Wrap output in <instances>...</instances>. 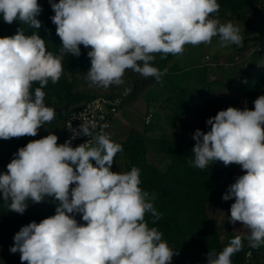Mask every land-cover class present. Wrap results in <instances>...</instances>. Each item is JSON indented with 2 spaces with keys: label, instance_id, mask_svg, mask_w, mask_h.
I'll return each instance as SVG.
<instances>
[{
  "label": "clouds",
  "instance_id": "1",
  "mask_svg": "<svg viewBox=\"0 0 264 264\" xmlns=\"http://www.w3.org/2000/svg\"><path fill=\"white\" fill-rule=\"evenodd\" d=\"M49 3L61 40L58 53L48 50L40 35L38 0H0L4 23L19 21L33 30L0 37V139L35 137L57 117L56 109L45 104L44 89L49 81L59 82L65 55L79 57L81 45L91 48L89 86L108 88L124 85L126 70L162 83L167 69L153 66L157 54L160 59L183 55L186 45L210 44L214 37L222 48L243 42L238 26L216 17L217 0ZM131 91L124 89L125 95ZM253 104L254 109L218 111L206 120L210 130L197 129L192 136L190 166L205 170L220 161L244 172L222 199L234 198L229 222H240L249 235H236L219 252L209 250L207 264H233L245 239L252 248L264 245V95ZM108 127L95 133L94 123L83 122L72 130V139L85 135L94 143L88 139L76 147L72 139L58 144V136L49 132L19 148L0 174V194L12 212L22 215L30 202L48 197L59 202L54 215L14 235L10 252L20 253L21 264H171L178 254L156 227H149L146 215L155 224L162 214L154 207L156 194L140 187V169L111 171L123 147L104 131ZM77 214L86 223H78Z\"/></svg>",
  "mask_w": 264,
  "mask_h": 264
},
{
  "label": "trees",
  "instance_id": "2",
  "mask_svg": "<svg viewBox=\"0 0 264 264\" xmlns=\"http://www.w3.org/2000/svg\"><path fill=\"white\" fill-rule=\"evenodd\" d=\"M52 2L58 3L59 0H52ZM217 2L220 4L217 14L227 11L229 19L242 20L247 27H252L251 17L246 16L249 13L256 14L258 12V0H217ZM38 3L42 7V12L37 17L42 22L39 30L40 35L46 40L48 50L58 53L61 40L56 34V25L51 21V17L55 13L49 1L44 3L38 0ZM21 28L27 34H31L33 31L27 25H21L19 21L7 24L0 18V37L12 36ZM263 37H256L253 44L260 43ZM248 41L249 38L245 39L243 45L235 47V50L246 49ZM80 48L81 55L79 57L65 55L64 73L59 82L52 84L49 81L45 87L46 106L54 109L56 107L67 108L71 111L98 95L76 88L75 70L83 69L88 72L91 67L90 59L87 56L91 48H85L83 45ZM263 54L264 46L259 51L254 50L252 56L249 57V64L255 69L254 73L241 78L236 75L235 82L226 81L221 76L209 77L207 67L204 65L205 71L198 87L178 86L176 91H164L161 97L155 99L160 106L169 110V114L152 113L151 121L144 125L146 137L143 138L144 133L139 137L133 128H128L124 132L123 140L111 137L113 142L119 143L123 147V151L114 157L111 171L127 172L132 167L139 168L140 187L150 194H156L154 207L162 215L155 224L152 223L150 213L146 215V220L149 227H156L163 234L162 238L170 248L178 251V254L175 255L177 262H171V264H185L182 260L184 256L189 258L202 256L207 259L209 250L219 252L236 235L242 237L249 235V233L247 235L242 233L240 222L235 224L229 222L231 204L234 203L233 198L227 201L222 199L229 185L235 182L236 172L240 166L236 164L225 166L220 161L213 162L214 164H210L205 170L190 166L188 161L193 159L191 149L195 140L186 139L182 133L189 132L191 128L189 124L193 119L198 120L199 130L207 132L210 130V126L206 124V120L228 107L243 109L246 105L249 109H254L253 101L258 96L264 95ZM157 56L160 55L157 54ZM159 60L156 62V67L161 70ZM149 91L144 94V97ZM147 100L152 99L147 98ZM163 119L166 121L165 123H162ZM54 123L61 124L59 127L62 129L61 134L64 135L61 120L55 118L46 125L49 129H53ZM152 125L160 127L161 133L150 132ZM167 128L170 131H167ZM177 128H179V132L176 131ZM36 139L25 136L16 143L13 139H9V143L16 150V148L19 149ZM146 140L168 160L164 169L147 161ZM9 161L8 157L0 159V167L4 169L0 174L7 172L5 165ZM93 164H95L94 161ZM58 204L59 202L55 201L53 197H50V200L45 203L30 202L25 213L21 215L8 210L2 194H0V227L9 225L15 228L32 221L39 223L42 219L54 215ZM76 219L78 223H86L80 214L76 215ZM243 244L242 251L235 254L232 260H241L247 248L252 249L258 258L264 257V245L252 248L246 239Z\"/></svg>",
  "mask_w": 264,
  "mask_h": 264
},
{
  "label": "rangeland",
  "instance_id": "3",
  "mask_svg": "<svg viewBox=\"0 0 264 264\" xmlns=\"http://www.w3.org/2000/svg\"><path fill=\"white\" fill-rule=\"evenodd\" d=\"M41 1L47 3L49 0ZM260 1L262 0H258V7ZM258 9L260 10V8ZM259 10L258 12H256V14L249 13L246 16L248 18L251 17L252 19L251 28L247 27L242 22V20L229 19V13L227 11L221 12L216 15V17L221 21V23L231 21L235 26H238L243 36V42L245 39L249 38L248 46L244 50H235V47H240L236 45H230L227 48H222L219 46V38L214 37L210 44H200L198 46L186 45L183 55L173 56L169 54V58L167 57L166 59H160V56H157L153 66H156V62L160 59L159 63L161 71L167 69L166 75L162 77V83H157L154 77L144 78L140 74L135 73L132 70H126L124 76V85H113L108 88L95 86L90 87L89 81L86 77L87 72L85 70L81 72L78 69L75 71V80L77 79L75 81L76 88L90 93H97L98 95H115L124 93V89L130 86L132 91L130 94L126 95L127 97L125 98L122 107L124 110L121 112V114H119V117L116 120V122L119 123L120 130H117L113 122L111 128L107 131V133L110 135L114 133V135L117 136L116 138L123 140L125 136L124 129L125 131H127L128 128H133L134 131L140 137L144 133L145 123L151 121L152 113H159V115L169 114V110L160 106L155 99L161 97L164 91H176V88L178 86L183 85L185 87H198L199 83L201 82V78L203 77L202 75L205 71V66L207 67V73H209V77L221 76L226 81L232 82L236 81V75H239V77L241 78L254 73L255 69L249 64V57L252 56V53L255 50V44L253 43L255 42L256 37L264 36V12L262 10ZM148 90L150 91L144 97V94ZM147 98H150L152 100L148 101ZM55 109L57 111L56 119L61 120L64 124V120L67 113L69 112V109L61 107H56ZM165 122L166 121L163 119L162 123ZM60 125L61 124L54 123L53 129H49L48 125L45 124L44 127H41V129L39 130L37 136L32 138L41 139L47 136L49 132L57 135L59 138L60 135H62V129L59 127ZM189 126L191 127L189 132L182 133V135L185 136L186 139L190 140L192 139V136L195 131L199 129L200 124L198 120L193 119L190 122ZM151 128L152 131L150 132L154 134L161 133L160 127L152 125ZM167 131H170V129L167 128ZM176 131L179 132V128H177ZM144 137H146V133H144L143 138ZM20 138L11 139H13L16 143ZM146 145L148 149L146 154L147 161L159 167L160 169H164L168 160L162 155L160 151L157 150L155 146L150 144L147 140ZM17 151V148L16 150L13 149V145L9 143V140L0 139V159H2L3 157H8V159L10 158L11 161L14 156V153H16ZM3 171L4 169L0 167V173H2ZM243 174L244 172L242 171L241 167H238L236 177ZM49 200L50 197H48L44 202L41 203H45ZM233 202H235L234 198ZM223 221L225 225V219ZM25 225L27 224L19 225L15 228H12L9 225H4L0 227V253H11L10 248L14 244L13 237L21 229V227ZM242 233H245L247 235L248 231L246 229H243ZM16 254L20 253H12L11 261H14V259L17 260V258L14 257L16 256ZM202 258L204 257L196 256L195 260H193L187 256H184L182 260L185 264H199V261H204ZM5 260L7 262V260L9 259L7 258ZM175 262H177V257L174 255L172 263ZM19 264H21V261Z\"/></svg>",
  "mask_w": 264,
  "mask_h": 264
},
{
  "label": "built area",
  "instance_id": "4",
  "mask_svg": "<svg viewBox=\"0 0 264 264\" xmlns=\"http://www.w3.org/2000/svg\"><path fill=\"white\" fill-rule=\"evenodd\" d=\"M259 8L264 12V0L259 2ZM262 46H264V37L260 43L255 44V50H261ZM126 97L127 96L124 93L115 95H97L92 99L83 102L79 108L69 111L63 124L64 135L58 144H62L66 140L72 139V130H79V126L83 122L94 123L96 125L94 130L95 133H99L102 126L108 124L109 127L104 129V131L107 132L111 128L113 122L118 118ZM88 139L90 142L94 143L93 137L80 135L77 138L72 139V146L76 147L86 142ZM5 167H7V165H5ZM205 264H207V259ZM233 264H264V257L258 258L254 255L252 249L247 248L243 253L242 259L233 260Z\"/></svg>",
  "mask_w": 264,
  "mask_h": 264
},
{
  "label": "crops",
  "instance_id": "5",
  "mask_svg": "<svg viewBox=\"0 0 264 264\" xmlns=\"http://www.w3.org/2000/svg\"><path fill=\"white\" fill-rule=\"evenodd\" d=\"M78 70V69H77ZM81 72H83V69H79ZM76 71V70H75ZM127 72H129V71H127ZM78 74V73H77ZM82 74V73H81ZM77 76V75H76ZM79 76V75H78ZM77 80V79H76ZM78 90H81V89H78ZM124 109L122 108L121 109V111H120V113L119 114H121V112L123 111ZM119 117V116H118ZM117 120V119H116ZM116 120L114 121V125L116 126V128H117V130H120V126H119V123L118 122H116ZM114 125H113V127H114ZM122 127H123V125H122ZM113 129V128H112ZM124 132H126L125 131V129H124ZM62 135H63V133H62ZM62 135H60V137H59V139L62 137ZM110 137H114V138H116L117 136L116 135H114V133H112L111 135H110ZM58 139V140H59ZM1 243V242H0ZM15 258H17V260H15L14 259V261H11V258H12V253H6V254H2V253H0V264H9V263H11V264H19L20 263V254H16V256H14ZM194 257V256H193ZM193 257H190V259H193V260H195V258H193ZM199 257H201V256H199ZM9 259V260H7V262H6V260L5 259ZM204 261H199V264H205V262H206V259L205 258H202ZM4 262V263H2V262Z\"/></svg>",
  "mask_w": 264,
  "mask_h": 264
}]
</instances>
